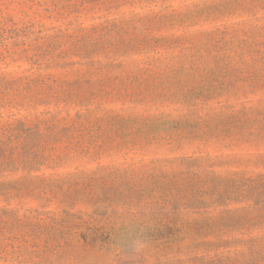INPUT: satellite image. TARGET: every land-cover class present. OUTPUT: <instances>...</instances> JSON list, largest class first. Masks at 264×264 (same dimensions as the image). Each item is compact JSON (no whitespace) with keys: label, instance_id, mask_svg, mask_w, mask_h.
I'll use <instances>...</instances> for the list:
<instances>
[{"label":"rangeland","instance_id":"obj_1","mask_svg":"<svg viewBox=\"0 0 264 264\" xmlns=\"http://www.w3.org/2000/svg\"><path fill=\"white\" fill-rule=\"evenodd\" d=\"M259 176L264 0H0V264H264Z\"/></svg>","mask_w":264,"mask_h":264},{"label":"clouds","instance_id":"obj_2","mask_svg":"<svg viewBox=\"0 0 264 264\" xmlns=\"http://www.w3.org/2000/svg\"><path fill=\"white\" fill-rule=\"evenodd\" d=\"M149 248L150 240L146 237L142 230H138L131 237L127 245V252L133 255L142 254Z\"/></svg>","mask_w":264,"mask_h":264},{"label":"trees","instance_id":"obj_3","mask_svg":"<svg viewBox=\"0 0 264 264\" xmlns=\"http://www.w3.org/2000/svg\"><path fill=\"white\" fill-rule=\"evenodd\" d=\"M193 164L195 162H192ZM215 180V179H213ZM247 181V182H246ZM244 181V183H246V185H248V187H251L252 189H259V188H264V176H259L258 178L254 179V180H246ZM233 182V181H231ZM166 227H168L167 225H165ZM228 226V225H226Z\"/></svg>","mask_w":264,"mask_h":264}]
</instances>
